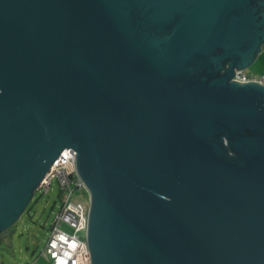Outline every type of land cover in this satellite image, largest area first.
Returning a JSON list of instances; mask_svg holds the SVG:
<instances>
[{"label": "water", "instance_id": "water-1", "mask_svg": "<svg viewBox=\"0 0 264 264\" xmlns=\"http://www.w3.org/2000/svg\"><path fill=\"white\" fill-rule=\"evenodd\" d=\"M264 0H0V247L65 150L91 264H264Z\"/></svg>", "mask_w": 264, "mask_h": 264}, {"label": "built area", "instance_id": "built-area-1", "mask_svg": "<svg viewBox=\"0 0 264 264\" xmlns=\"http://www.w3.org/2000/svg\"><path fill=\"white\" fill-rule=\"evenodd\" d=\"M233 81L243 85L255 83L264 87V75H249L246 71H235L231 82ZM54 181H57L60 187L61 207L41 256L51 264H91L87 248L90 196L78 173L76 152H63L38 192L42 195L48 194ZM33 264L38 263L36 261Z\"/></svg>", "mask_w": 264, "mask_h": 264}, {"label": "rangeland", "instance_id": "rangeland-1", "mask_svg": "<svg viewBox=\"0 0 264 264\" xmlns=\"http://www.w3.org/2000/svg\"><path fill=\"white\" fill-rule=\"evenodd\" d=\"M257 66V65H256ZM253 71L257 73V67ZM252 70L249 71L254 73ZM259 74V73H257ZM61 207L60 187L53 182L52 190L45 195L37 193L26 213L14 226L16 234L6 239L0 247L2 264H38L45 263L42 255L50 239L51 227Z\"/></svg>", "mask_w": 264, "mask_h": 264}, {"label": "crops", "instance_id": "crops-1", "mask_svg": "<svg viewBox=\"0 0 264 264\" xmlns=\"http://www.w3.org/2000/svg\"><path fill=\"white\" fill-rule=\"evenodd\" d=\"M257 65V66H256ZM257 67V73H259V74H257V73H255L254 71H253V68L254 67ZM253 71L254 73H251V72H249V71ZM246 72L249 74V75H254V76H261V75H264V46H263V48H262V52H261V54L258 56V58H257V60H256V62L254 63V65L249 69V70H246ZM42 256H40V258H41ZM45 259V263H47V264H51V262L50 261H48L46 258H44ZM40 260L38 259L37 260V263L39 262Z\"/></svg>", "mask_w": 264, "mask_h": 264}, {"label": "clouds", "instance_id": "clouds-1", "mask_svg": "<svg viewBox=\"0 0 264 264\" xmlns=\"http://www.w3.org/2000/svg\"><path fill=\"white\" fill-rule=\"evenodd\" d=\"M37 194V193H36Z\"/></svg>", "mask_w": 264, "mask_h": 264}]
</instances>
